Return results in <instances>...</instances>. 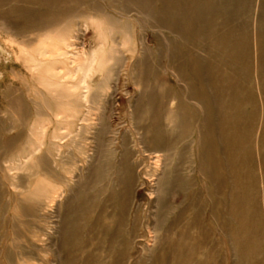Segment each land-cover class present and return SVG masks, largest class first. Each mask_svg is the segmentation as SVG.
<instances>
[{"label": "bare ground", "instance_id": "bare-ground-1", "mask_svg": "<svg viewBox=\"0 0 264 264\" xmlns=\"http://www.w3.org/2000/svg\"><path fill=\"white\" fill-rule=\"evenodd\" d=\"M20 1L34 2L0 0L1 31L17 36L24 33L25 37V29L31 28L29 23L36 27L43 23L44 16L40 14V18L33 11L17 7ZM104 1L110 13L95 2H84L82 11L102 17L103 24L97 21L95 27L103 25L107 33L121 37L118 36V42L112 36L113 42L103 51L102 58L110 63V70H115L119 63L124 65L127 53L135 55L129 76L137 98L131 105L130 119L137 138L129 146V138L123 135L117 155V151L105 149L103 144L107 128L96 131L93 155L89 160L83 157L87 167L78 187L80 193L68 200L63 211L60 230L66 228V233L62 234L61 247L67 243L71 256V241L77 227H73L69 216L77 210L82 221V264L97 261L95 252L88 249L99 248L103 239L113 246L110 264H129L128 253L138 238L137 225L141 220L140 210L128 219L129 194L140 165L137 160L133 162L137 155L135 147L141 146L139 150L146 157L143 160L152 161L155 167V198L147 221L151 245L142 246V257L133 264H190L196 258L195 251L203 246L204 260L197 264H211L216 243L208 241L213 234L207 227L212 225V219L226 239L231 264L253 263L264 230L260 217L264 215V0ZM35 2L47 7L63 3ZM79 5L69 0L66 13L77 11ZM131 12L137 15L140 26L157 31L152 34L155 48L141 35L139 39L129 36L130 25L127 19L123 20L127 16H123ZM13 22L21 26L13 27ZM127 44L130 47L126 48ZM97 61L100 63V58L97 60V54L91 52L82 63L90 71ZM167 70L175 78L174 87L165 83ZM105 166L114 180L103 200L106 188L99 185L108 168ZM249 170L257 176H251ZM195 175L205 183V203L201 191L193 190ZM226 176L231 189L224 192L218 185L225 183ZM256 186H260V191ZM257 191L261 197L255 203ZM104 216L109 217L108 224L104 223Z\"/></svg>", "mask_w": 264, "mask_h": 264}, {"label": "rangeland", "instance_id": "rangeland-1", "mask_svg": "<svg viewBox=\"0 0 264 264\" xmlns=\"http://www.w3.org/2000/svg\"><path fill=\"white\" fill-rule=\"evenodd\" d=\"M62 2L54 6L49 4V7L35 0L31 3H17L19 8L33 11L39 17L40 14L44 16L43 23H38L36 27L29 23L31 28L28 26L26 31L24 30L27 37H22L24 33H18V36L4 33L0 23V264H82L85 255L79 248L82 242L79 240L80 234L82 236V221L77 210L69 216L73 227H77L74 228L76 232L74 230L71 241V256L67 253V243L61 247V237L66 233V228L61 231L60 227L68 200L80 193L78 187L87 167L84 158L87 156L89 160L93 155L94 134L106 127L103 144L106 145L105 149L117 151V155L121 149L123 135L129 138V146H132V141L137 138L130 119L131 105L137 98L136 87L131 83L129 76L135 55L127 53L126 63H119V67L110 70V63L104 62L102 58L103 51L113 42V37L119 42L120 35L107 33L103 25L100 28L95 27L97 21L102 23V17L91 16L87 11H82L84 2H95L107 8L106 12L110 13L107 1L72 0L73 4H80L77 11H73V8L72 13L65 11L69 0ZM126 16L123 20L127 19L130 25L129 36L135 35V38L139 39L141 35L144 41L149 42L151 48H155L152 34L157 31L143 24L140 26L134 12L123 17ZM13 23H10L13 27L20 25ZM128 47L129 44L126 48ZM91 52L97 54L100 63H94L88 71L82 61ZM172 76L170 70L164 75L165 83L169 87L176 86ZM140 148L141 146L135 147L137 155L133 162L137 160L140 165L134 187L129 194L128 219H132L135 212L140 210L141 220L137 225L138 238L133 241L129 250L131 253H128L129 264L141 259L142 246L151 245L147 221L154 209H150V204L155 198L152 194L156 181L155 167L152 161L143 160L146 157L140 152ZM253 154L255 163L256 152ZM109 170V167L105 169L106 173L103 174V181L99 185L106 188L103 200L113 185L114 175L112 176L113 173ZM249 172L251 176L258 174L252 170ZM227 182L226 176L225 183L218 185L220 190L225 192L231 189ZM192 184L195 185L194 191H201L205 203L207 193L204 181L195 175L192 177ZM259 188L260 186H256L260 191ZM260 197L261 194L257 191L254 202H259ZM71 202L74 204V200ZM258 204L261 210L262 206ZM109 205L108 202L107 207ZM204 206L205 204L203 208ZM107 212L110 213L111 208H108ZM260 217L264 227V215ZM103 220L104 223H109V217L104 216ZM211 222L212 225H208L207 230L213 236L208 238V241L216 243V252L211 264H231L232 258L228 254L226 239L213 224L215 221L212 219ZM202 227L206 228V225ZM126 229L128 230V227ZM262 235L260 251L255 253L254 262L251 264H264V230ZM105 243L109 244V240H101L99 248L92 246L88 249L90 253L95 252V264H98V261L99 264L111 263L113 246L112 243ZM203 248L204 246L195 251L196 258H193L190 264L204 260Z\"/></svg>", "mask_w": 264, "mask_h": 264}]
</instances>
